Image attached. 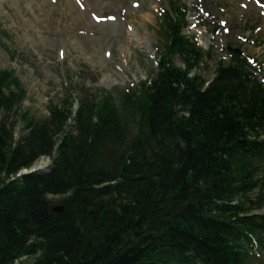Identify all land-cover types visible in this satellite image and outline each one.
<instances>
[{"label":"trees","instance_id":"obj_1","mask_svg":"<svg viewBox=\"0 0 264 264\" xmlns=\"http://www.w3.org/2000/svg\"><path fill=\"white\" fill-rule=\"evenodd\" d=\"M169 72L154 80L144 98H128L119 110L111 100L94 101L81 94L74 134L66 132L70 101L52 107L42 121L21 114L28 132L17 144L1 136L11 132L0 120V264L34 253L39 256L35 264H136L138 249L148 246L140 238L145 232L146 240L152 233L153 242L175 250L174 255L194 247L205 264H235L226 222L238 213L232 207H211L225 200L228 188L214 172L218 167L224 177L230 174L233 186L244 179L237 171L243 163L239 151L253 156L254 142L246 140L247 132L234 120L245 111L249 119H262V113L256 102L250 109L253 103L236 105L235 89L229 86L200 94L198 82L193 84L185 74L180 75L182 82L162 79ZM4 73L0 71V117L18 103L11 99L15 95L5 93L9 86L20 89L16 82L5 81ZM14 94L22 100L24 93ZM257 122L250 125L255 133L262 129ZM170 137L175 146L161 150L158 141L166 143ZM53 154L50 173L36 174L22 186L1 180ZM48 196L63 197L62 215H47ZM210 208L217 213H208ZM173 214L185 223L172 222L168 231L160 232L162 218L170 220Z\"/></svg>","mask_w":264,"mask_h":264},{"label":"rangeland","instance_id":"obj_2","mask_svg":"<svg viewBox=\"0 0 264 264\" xmlns=\"http://www.w3.org/2000/svg\"><path fill=\"white\" fill-rule=\"evenodd\" d=\"M172 1L186 4L189 9L190 24L183 34L210 53L207 58L203 56L202 65L191 74L196 72L207 81L220 77L223 71L218 73L219 61L227 64L237 56H250L255 64H264V15L255 7V0H0V70H13L20 82L17 91L25 95L18 107L0 118L3 124L12 125L14 143L24 136L21 114L27 112L34 120H44L48 107L65 99L64 89L78 93L84 87L90 100L104 95L116 99L124 92L139 90L142 83H148L155 75L158 78L163 66L172 70L162 79H176L181 73H189L177 56L171 58V65L163 60L157 71L162 54L171 55V46L164 45L157 25L161 10L165 11ZM258 1L264 4V0ZM105 3L108 10H104ZM221 19L226 21L228 34L221 29ZM213 27H218L217 31H212ZM201 33L205 37L200 38ZM207 39L209 43L202 41ZM227 47L243 53L230 54ZM6 48L18 56L14 53L10 61ZM27 61L29 65L24 64ZM234 72L237 70L222 76L233 77ZM128 98L132 99L123 98L124 103ZM114 103L121 107L117 100ZM74 105L78 107L75 100ZM66 129L71 131L73 122ZM51 166L50 161L45 169L50 170ZM42 170L33 171L35 175L48 173H41ZM48 198L57 205L61 197ZM18 264H33V258Z\"/></svg>","mask_w":264,"mask_h":264},{"label":"bare ground","instance_id":"obj_3","mask_svg":"<svg viewBox=\"0 0 264 264\" xmlns=\"http://www.w3.org/2000/svg\"><path fill=\"white\" fill-rule=\"evenodd\" d=\"M249 2V0H247ZM206 44V43H205ZM6 51V54L8 55V59L10 61H12V57L8 54L10 52V49L9 48H6L4 49ZM30 62H24L25 65H29ZM32 65V64H31ZM10 71H13V70H10ZM14 72V71H13ZM5 72L4 73V78L6 79L5 81H18L19 79L17 78L18 76L15 75V72ZM20 82L17 83V85L19 84ZM16 93L17 91L16 90H11V91H6L5 93L9 95V93H11V95H15L14 97L12 96L11 99L14 100V101H17L18 100V103L16 106H13L9 109V111L7 110V112H10L12 111L14 108L18 107V105L21 104V102L23 101L25 95L23 94V98L22 100L20 99V97L17 95V94H14ZM68 101L67 100H63L60 104H53V105H50L48 107V110H50L52 107L56 106V107H60V106H63L64 103L66 105ZM75 105H73L72 107H74ZM238 111V110H237ZM239 112V111H238ZM6 113V112H4ZM24 114V113H23ZM25 114H27L28 116L29 113L25 112ZM31 117V116H30ZM73 119H75V115L74 114H71V116ZM1 118V117H0ZM32 118V117H31ZM241 123V122H240ZM8 123L5 122L3 124L2 122V126H4L7 130H9L11 133L8 134V133H5L3 132L1 136L3 137H12L13 136V131H12V125L9 123V125H7ZM21 132L24 133V135L27 134L28 132V127L27 126H22V129H21ZM70 141L74 140L73 137L71 138H68ZM72 139V140H71ZM1 140V139H0ZM160 144L159 145V148L161 150L163 149H166V148H173L175 146V143L174 140L172 139V137H170L169 139H167V142L164 143L163 140H159L158 141ZM179 142H181V140H179ZM163 143V144H162ZM182 143V142H181ZM46 157V158H45ZM38 158L36 161L37 162H33L31 165H28L26 167H22L21 169H19L18 171H15L13 173L10 174V176H7L8 179H6L7 177L3 176L1 178V180H4L3 183L5 182H8V183H16L20 186H22V183L25 182V181H28V180H31L32 178L36 177L35 175V169H39V170H42L41 173H50L52 170H53V167L55 165V162L53 160L52 157H50V155H47V156H44V158L40 159ZM52 163V166H51V169L50 170H46L45 168L47 167V164L48 162ZM37 163V164H36ZM36 164V168H34V165ZM151 167H149V170H150ZM31 169V170H30ZM32 171V172H26V171ZM151 171L154 173V169H151ZM218 171V172H217ZM214 173H220L223 177L224 180H222V183L225 185L228 186V188L226 187V193H225V196L223 197V199H225L224 201H217L215 204H212V208H215L217 209V211L221 210L223 211L224 207L227 206V207H232L234 208V212L235 213H241V215H236L227 219V237L229 239V243L228 244H231L230 245V248L232 249L231 252H233V254L237 257V260L236 262H238V259H240L238 256H237V253H240L239 249H238V246L235 245V242H236V238L237 236L246 231V230H249V229H252L253 225H246V222L242 221V216H243V212L240 211V209L237 207L236 205V202L239 203V202H242L243 199L246 200V201H249L251 199H254V201H257V199L259 200H262L263 197L260 196V195H256V198L255 196L253 195V193L251 191H247L246 187L248 184H246V182L244 181V179H240V181L238 182V185L236 186H233L232 184L230 183H233V181L230 180V174H229V177L226 178L224 176H226V173H222L219 171L218 167L215 168V172ZM38 175V174H37ZM40 175V174H39ZM228 175V174H227ZM238 181V180H236ZM217 184V182H213V184ZM227 183V184H226ZM231 191H237V194H232V195H228V193H230ZM247 191V192H246ZM63 198V197H62ZM60 198L59 201H58V204L55 205L53 201H51L49 198H47L49 200V204H47V215L48 216H51V217H56V216H60L63 214V211H64V206L61 204L60 200L62 199ZM221 199V200H223ZM57 203V202H56ZM118 207H121V206H118ZM53 208H60L61 211L59 213H53ZM124 208H126L124 206ZM201 212H202V216L205 217V212L201 209ZM160 214H163L162 212ZM178 214H173V216L170 218H165L164 217L162 218L163 221V227L161 228L160 232H162L165 228L167 229L168 231V225L171 224L172 222H176L177 224L178 223H185L184 220H180L177 216ZM223 224V223H222ZM221 225V224H220ZM97 225H95L93 228H95ZM226 226V225H225ZM142 226H139V228H141ZM76 229L80 230L81 226L78 224L77 227L75 226ZM230 229H239L237 230V233H231L230 232ZM91 229V228H90ZM238 232H240L238 234ZM162 233H165L164 231ZM148 234L145 232L143 234L140 235V238H144L142 240L147 241L148 242V246H145L146 248L144 249L143 246L140 247L138 250H140V254L137 255V260H136V264H143L145 262V264H202V263H198L199 262V257L196 255L197 252L195 251L194 247H189L187 249V252L183 255L181 253H178V254H175L174 255V251L175 250H172L170 247H167L166 245H158L157 242H153V238L152 237V233L151 235L149 234V239L146 240ZM250 235L247 234V237H249ZM178 237H175L173 238L172 240L175 241L176 243H178ZM146 244V243H145ZM155 245V246H154ZM250 245H253L252 243ZM131 248L133 245H129ZM169 248L171 249L169 251ZM131 252H134V251H131ZM81 254V252L79 253ZM174 255V256H173ZM38 254L37 253H34L32 254V256H27V255H24L20 258H17L16 260H10L12 263L11 264H18V263H21L23 259H27V258H33V264H35L37 262V259H38ZM58 258V257H56ZM56 258H53L51 259V261H56L58 262L59 260L56 259ZM76 258H80L79 255H76ZM199 258V259H198ZM208 264V262H207Z\"/></svg>","mask_w":264,"mask_h":264},{"label":"water","instance_id":"obj_4","mask_svg":"<svg viewBox=\"0 0 264 264\" xmlns=\"http://www.w3.org/2000/svg\"><path fill=\"white\" fill-rule=\"evenodd\" d=\"M61 211L60 208H53V213H59Z\"/></svg>","mask_w":264,"mask_h":264}]
</instances>
